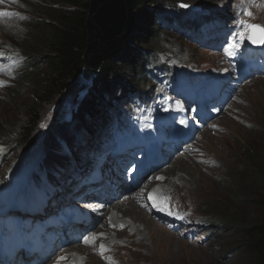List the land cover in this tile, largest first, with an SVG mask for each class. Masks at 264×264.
Returning a JSON list of instances; mask_svg holds the SVG:
<instances>
[{
	"label": "rangeland",
	"instance_id": "obj_1",
	"mask_svg": "<svg viewBox=\"0 0 264 264\" xmlns=\"http://www.w3.org/2000/svg\"><path fill=\"white\" fill-rule=\"evenodd\" d=\"M48 1L3 0V3H0V11L18 14L4 18L0 17V20H10L9 24L13 26L11 33L0 35V53L8 56L9 54L5 55L8 52L10 54L13 53L15 56L22 55V58H26L29 51H26L25 47L23 48L26 42L24 39L28 40L30 37V28L32 29L34 21L42 22L40 19L42 18L41 12L45 9L42 5H45ZM163 1L164 4H161V6H159L160 4H149L150 6L145 5L147 7L141 9L144 10L145 14L150 15L156 14L159 8L161 13L180 14L182 19V15L186 14V11L191 10L181 7V5L191 4L200 11L206 9L222 12V19L227 25L234 26L236 21L233 17L239 15L249 24L264 27V0ZM176 1L182 2L177 4ZM9 6L12 7L9 8ZM248 12H251L252 16H248ZM20 17H23V19ZM188 17L189 15L185 19H188ZM144 24L143 22V25L139 26V31L146 30V25ZM134 29H138V25ZM161 29L162 31L157 37L151 31V33L146 34L147 37L143 41L145 43L148 41L152 43L153 41V45L159 48L158 53L163 54L159 62L161 66L182 62V64L196 67L200 72H206L204 73L206 77L228 68V64L221 53L199 48L194 41L186 40L183 35L171 29L166 32L160 26L158 31ZM204 39L206 38L204 37ZM132 44V51L135 54L137 52L141 56L143 51L139 48L140 41H133ZM36 55L32 54L31 56L33 57L31 59L37 57ZM136 56L138 55L136 54L135 58H137ZM172 57L175 58V61L171 60ZM166 59H169L170 63L164 62ZM20 61L21 58L15 57L11 62H7L0 55V69H2L0 71V82H3V86H0V130L5 136V133L11 131V128L14 129L17 126L19 128V126L26 124V117L30 108L36 107L40 111L37 129L33 134L34 143L29 151L25 148L19 149L12 159L10 154L5 159H2L6 162L5 164L13 165L9 172L11 184L20 186L21 189H27L30 179L37 176L38 169L42 170L44 167L39 168L40 163H42L41 158L44 155L40 151V142L42 140L46 141L45 134L54 135V139L51 141L61 145V148L67 151L66 145L58 141L59 133L52 130L57 125H61L64 129L69 126L75 117V113L80 112L82 105H84L83 102L91 94V91L84 99L77 102L79 93L77 89L72 88V85V87H68L60 96L53 98L51 101L35 105L38 91L35 83L26 85L25 80H27L28 75L17 76V71H15V68L19 67ZM26 63L28 64V62ZM128 64H131V62H128ZM135 65L136 62L130 65V70L124 73L125 77H132L131 80L140 78L144 68L141 65L138 67H135ZM21 67L24 68L25 64ZM37 80L34 81L36 82ZM248 82L250 83L243 85L239 89L238 95L232 99L230 106L220 112L221 114L215 120L214 128L204 129L205 131L200 133V135L206 133L210 136L212 134L216 140L222 139L224 141L223 149L216 146L221 164L214 162L210 165L206 162L209 167L206 166L205 169L200 170V191L190 194L189 188L181 181L179 182L176 178L173 179L168 173H163L165 183L163 182L160 186L169 191L173 205H177L183 211L182 221L185 222V225L182 226V229L180 231L171 230L168 226L151 218L144 210V215L149 216V219L154 223L164 226L166 233L163 232L161 234L159 230L146 227L149 226L147 223H144L147 225L143 224L144 227L140 232H136L134 226H131L126 232H119L120 226L118 223L121 222L123 224L122 219H118L119 221L117 220L115 224H110L107 219L106 227L116 231L115 235L106 236L102 233L103 230L99 232L100 234L97 233L98 241L96 246L87 250L90 254L95 255V260L77 258L75 259L76 262H81L80 264L246 263L245 260L241 259L242 233L237 231L235 226L239 224L250 225L259 221L261 212L253 201L260 196H264L263 185L256 183L253 179L254 173L257 172L256 169L264 165V77H256ZM122 102H117V104L120 105ZM124 102H128V100ZM85 112L88 111L83 108L82 113ZM237 113L240 115L239 122L233 120ZM87 116L88 113L84 114L83 119H86ZM91 119L92 117L90 116L86 121H91ZM232 123L236 124L232 128V134L229 137H227L228 135H220L224 125L230 127ZM85 132L86 130H79L76 134L78 144L75 147L76 152L86 147L88 142H90V140H85ZM9 140L6 135L5 141L8 143ZM202 141L197 139V144H201ZM204 148L208 152V149H210L209 144L204 145ZM202 150L203 148H201ZM3 155H0V157ZM197 155L190 157L197 163H203L199 153ZM16 158V164H9L12 160L15 161ZM1 172L4 173L5 170H1ZM176 174L187 178L185 172L178 170ZM168 176L171 178L170 185L167 182ZM76 206L79 207V204H76ZM80 207L83 206L80 205ZM133 224L141 227L138 221ZM195 228L198 229L197 232ZM132 230L134 234H132ZM128 234H131V238H129L131 244L125 246V239ZM101 245L106 249L102 255ZM93 250H96V252H93Z\"/></svg>",
	"mask_w": 264,
	"mask_h": 264
},
{
	"label": "trees",
	"instance_id": "obj_2",
	"mask_svg": "<svg viewBox=\"0 0 264 264\" xmlns=\"http://www.w3.org/2000/svg\"><path fill=\"white\" fill-rule=\"evenodd\" d=\"M89 2V0H49L45 5H42L45 7L41 12L42 18L40 19L42 22L34 21L32 29L30 28V37L28 40L24 39L27 44L25 42L23 48L25 47L29 54L26 55L24 60L25 67L20 70L18 75H28L27 80H25L26 85L35 83V87L38 90L35 105L49 102L53 98L60 96L82 71L84 54L87 50L86 17ZM163 2V0H134V10L137 19L135 26L138 25V29H133L125 39L122 51L117 57L105 59L99 71V76L91 89V94L86 99L87 102L85 103L86 100L83 102L84 105H82L79 113H75L71 124L65 129L61 125L53 128V132L59 133L58 141L66 145L69 153L71 152V145L76 140V134L85 126L84 114L88 113L94 119V122H107L111 119L110 111L112 112V108L118 106L117 102L124 101L135 95L142 99L151 94L152 79L156 76V72L160 70L158 63L160 62L161 54L158 53L159 48L153 45V41L152 43L150 41L147 43L143 42L147 37L146 34L153 31V35L157 37L162 31V29L158 31L160 26L167 32L168 30L164 28L172 24V22L182 25L187 24L188 19H185V17L188 15L193 17L194 13L196 14L194 11H187L186 14L182 15V19L185 20H182L180 16L171 14L169 16L161 13L159 8L156 14L150 15L145 14L144 10L141 9L150 6L149 4H160L159 6H161V4H164ZM180 2L182 1H176L177 4ZM207 12L206 14L208 15L219 13L213 10H208ZM143 22L146 25V30L139 31V26H142ZM191 22H195V19H191ZM133 41H140L139 48L145 54L141 53V56H139L136 52L138 56L135 58L136 54L131 49ZM32 54H37V57L31 59L33 57L31 56ZM128 62H131V64L136 62L135 67L141 65L144 68L143 74L139 79L131 80L132 77L127 78L124 76V73H127L130 70L129 68H131V64H128ZM30 68L32 69L30 70ZM36 79L38 80L35 82L34 80ZM35 108H30L25 125L19 126V128L18 126L14 129L11 128V131L5 133V136L0 130V146L6 144L0 152V155H5L1 156L0 160L5 159L10 152L12 159L19 149L25 148L29 151L34 143L33 134L37 129L40 115L38 108ZM83 108L88 112L82 113ZM118 110H120V107L113 112L117 116H122V112ZM6 135L10 139L8 143L5 141ZM53 136L50 133H46V141L42 140L40 142V151L44 153L41 158L43 164L40 163V167L44 166L47 168L49 166L53 168L56 165L67 164L69 156L72 155V153L67 154V151L61 148V145L52 142ZM90 150H93L92 145L79 149L77 152L75 151V156L82 159L84 156L83 152L85 154L87 152L91 153ZM1 163L2 161H0V166ZM256 171L253 179L256 183L263 185L264 188V165L260 166ZM4 177L5 174L2 175L1 180ZM253 202L258 206L261 218L250 225L239 224L235 226V229L242 233L243 244L240 251L241 259L246 261L245 264H264V196L254 199ZM220 223L224 224L225 222Z\"/></svg>",
	"mask_w": 264,
	"mask_h": 264
},
{
	"label": "water",
	"instance_id": "obj_3",
	"mask_svg": "<svg viewBox=\"0 0 264 264\" xmlns=\"http://www.w3.org/2000/svg\"><path fill=\"white\" fill-rule=\"evenodd\" d=\"M191 8L196 9L194 6ZM136 20L134 0H90L86 17L88 37L84 67L68 86L73 85L72 88L78 90L77 102L90 93L105 59L121 53Z\"/></svg>",
	"mask_w": 264,
	"mask_h": 264
},
{
	"label": "bare ground",
	"instance_id": "obj_4",
	"mask_svg": "<svg viewBox=\"0 0 264 264\" xmlns=\"http://www.w3.org/2000/svg\"><path fill=\"white\" fill-rule=\"evenodd\" d=\"M11 7L12 6H9V8H11ZM9 22H10V20H8V19H1L0 20V35H5L6 33H11L13 31L12 30L13 26H11V24H9ZM4 31H6V32H4ZM254 79L255 78H253L251 80H254ZM248 83H250V82H247L246 84H248ZM246 84H244V85H246ZM259 110H260V108H259ZM218 115H220V113ZM239 118H240V115H239V113H237L233 120L239 122ZM234 125H236V124L232 123L230 127L228 125H224L220 135H222V136L228 135L227 137H229L232 134V128L234 127ZM205 130H206V128H205ZM205 130L203 129L202 132H204ZM202 132H200V133H202ZM200 133H199V137L197 139H198V141L203 140L201 142V147L203 146V150H202L203 154H201L202 155L201 158L203 159V163L194 162L188 154L184 153L182 156L178 157L174 162L170 163V165L168 167H166V169H165V172L168 173V175L170 174V175L174 176V178H176L179 182L181 181L187 188H189L190 194L195 193V191H200V188H199L200 170L205 169L206 166L209 167V165H207L206 162H208V164H210V165L214 162L221 164V161L218 158V151L216 149V146H218L221 149L224 148V141L222 139L216 140L215 136H212V134L210 136L209 134H206V133H203L202 135H200ZM207 144H209V148H210V149H208V152L204 148V145H207ZM202 151H200V152H202ZM178 170L185 172L187 174V178H185L186 176L182 177L179 174H176L178 172ZM170 180H171V178H170ZM134 201L135 200L119 202V203H115L112 206H110L105 211L106 217L108 216L107 219L109 220V223L115 224L118 219H122L123 225L120 227L119 232H126L131 228V226L135 227L136 232H140V230L144 227L143 224L147 223L149 226H146V227H149L151 229L154 228L157 231L159 230L161 234L163 232L166 233V229L164 228V226L159 225L157 223H154L152 220H150L146 215H144L143 210L138 206V204H136V201L135 202ZM137 221L139 222L141 227H138L135 224H133ZM147 224H144V225H147ZM104 226H105L104 228H102L98 231L100 232L103 230L102 233H104L106 236L107 235H113V236L115 235L116 231L106 227L107 223ZM132 234H134V231ZM129 238H131V234H128L126 236L125 246H129V244H131V241ZM105 242H106V239H105ZM106 243L108 244V242H106ZM87 250H88V248H86L84 246H74L72 248H69L67 252H69L68 255H71L72 258H75V259L79 258V257L80 258L83 257L85 260H92V259L95 260V255L87 253ZM85 253H87V254L85 255ZM44 257L50 258V256H46V255H44ZM79 263H81V262H79Z\"/></svg>",
	"mask_w": 264,
	"mask_h": 264
},
{
	"label": "snow or ice",
	"instance_id": "obj_5",
	"mask_svg": "<svg viewBox=\"0 0 264 264\" xmlns=\"http://www.w3.org/2000/svg\"><path fill=\"white\" fill-rule=\"evenodd\" d=\"M0 3H3V0H0ZM181 7H187V5H181ZM13 15H18L17 13H11V12H7V11H0V17H8V16H13ZM248 16H252L251 12L247 13ZM21 19H23V17H20ZM240 24L244 25V31L237 33V40L229 43L228 46L224 49V53L226 56H234L236 54V52L238 51V49L240 48V45L247 39L253 43H256L257 41L253 40L251 32L254 30H259L264 32V27L260 26V25H252V24H247L245 21L241 20L239 21ZM264 42V41H262ZM0 55H2V53H0ZM0 71H2V69H0ZM0 86H3V82H0ZM0 151H2V149H0ZM157 179H162V177H157ZM154 206L158 207L159 210L161 211H168L169 215H172L173 213L171 211H169L166 207H162L161 204L155 203V198H154ZM96 239L95 236L92 237L91 240L86 239L85 243H91L94 242ZM101 255L103 254V251H105L106 249H104V246L101 245ZM61 259H64L63 257Z\"/></svg>",
	"mask_w": 264,
	"mask_h": 264
}]
</instances>
